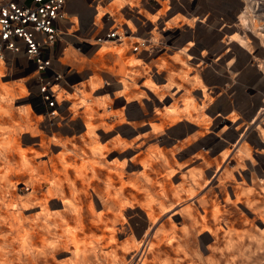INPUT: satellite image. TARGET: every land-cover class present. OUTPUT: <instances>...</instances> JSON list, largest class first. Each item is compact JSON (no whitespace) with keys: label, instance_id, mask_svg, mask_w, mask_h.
<instances>
[{"label":"rangeland","instance_id":"374dc122","mask_svg":"<svg viewBox=\"0 0 264 264\" xmlns=\"http://www.w3.org/2000/svg\"><path fill=\"white\" fill-rule=\"evenodd\" d=\"M244 5L246 9L238 15L233 13V0H200L195 8H187V12L181 8L160 11L158 29L154 32L150 30L152 25L148 20L152 16L145 10L134 12L133 16L138 17V20H133L138 26L133 41L139 40L137 37L151 40L147 45L136 46L135 50L133 45L112 47L105 44L109 48L94 55L99 48L93 53L95 49L92 50L86 44L91 41L92 31L79 30L73 33L69 43L63 41L57 46L59 60L53 64V69L63 76L61 84L54 89L60 92V100L66 101L64 106H45L42 103L41 94L33 80L32 66L26 65L23 60L17 63L0 61V141L10 129L16 137L24 140L26 147L38 143L40 133L47 139L55 133L61 143H68L67 153L72 155L77 150L78 154L83 155L80 148L87 142L82 139L85 131L82 110L83 106H93L103 115L102 121L98 116L95 117L94 129L95 136L105 147L102 154L85 156L90 160L94 158L101 167L95 175L98 182L103 178V168L107 164L120 162L125 157L123 171L127 178L144 185L139 161L131 160V157L146 153L148 149L163 147L169 149L170 156L176 160V163H170L173 171L167 176L170 177L168 180L177 186L187 184L194 193L206 194L207 200L215 198L224 216L221 225L224 228L233 225L231 230L215 235L211 230L195 229L187 222V233L178 239V247L175 246L177 252L168 248L169 255L165 258L151 252L150 264H168L169 261L175 264H264V224L261 222L264 221V146L257 144L259 140L264 144V138L255 121L259 112H263L258 120L264 122V0H244ZM152 7L155 9L158 5ZM208 8L228 11L213 16L222 24L236 19L230 28H219L221 24L209 31L200 28V37L215 46L213 49L216 51L212 56H209L210 45L200 47L198 51L194 46H183L190 38L185 32L181 34L180 30L185 28L191 32L198 24H209L211 15L205 16L208 20L201 23L202 17L194 22L191 19L194 14ZM97 11L100 13L99 7ZM242 13L248 15L251 22L243 23L239 18ZM112 15L119 18L118 22L123 21L122 15ZM166 21H169L167 25ZM189 22L192 23L190 26ZM165 26L163 32L162 27ZM147 31H152L153 35L145 34ZM234 33L244 39L243 45L231 38ZM179 42L182 43L180 46ZM230 52L232 55L227 57ZM92 59H96V62H92ZM22 64L24 67L20 66ZM214 69L217 73L213 72ZM122 78L128 84L124 88L119 82ZM169 81L171 85L167 87ZM154 88L163 93V103L159 101L160 93L157 94ZM122 91L127 92L125 97L120 94ZM71 106H79L77 114L70 115ZM155 106L159 107V111L164 110L163 106H177L182 115L176 123L166 124L159 132L153 130L149 123L158 122L161 115ZM25 108L29 109L28 116L22 114ZM42 108L47 111L40 112ZM3 109L14 111V119L8 121V113H3ZM55 109L57 113L53 112ZM188 111L203 113L201 117L204 120L196 123L195 118L188 117ZM115 112H121L123 119L112 118ZM218 118L227 121L233 119L235 125L233 123L229 131L226 129L227 133L220 131L222 125L216 127L215 124ZM58 124L66 130H60ZM109 124L114 127L111 128ZM236 125L239 127L234 129ZM32 134L34 137H30ZM117 134L123 142L113 141ZM129 140L133 142L130 145ZM240 144L244 145L245 152L240 151ZM61 149L59 146L52 151L57 153ZM246 151L250 152V156L246 155ZM200 153L212 163L202 159ZM222 154L224 157L221 159L219 157ZM220 159L222 161L217 164ZM1 161L2 170L5 163ZM162 166L168 169L165 163ZM6 182L3 179L0 181V194L5 192L7 202L20 204L30 195L28 171L16 169L10 175L11 184ZM236 187L241 188L245 195L248 194L249 199L231 203L230 200L234 198L232 190ZM8 189L13 190V193L6 192ZM227 193L229 199H226ZM47 200L54 211L62 210L58 197L48 196ZM83 200L82 215L86 220L97 222V215L89 211L87 204L91 201L98 212L104 209L102 200L94 194L91 200L88 195ZM181 202L172 206L171 210L167 208L161 211L159 219L149 230L145 229L143 223L146 218L135 203L125 205L121 214L116 215L120 219L111 223L117 229L120 240H137L139 234L146 241H151L156 230L166 224L169 215L171 220L183 215L176 212ZM32 203L27 209L22 208L26 218L38 210L33 208ZM106 217L112 219L111 213L106 214ZM60 238L58 234L57 239ZM61 246H57L53 256L58 262H65L71 258L69 251L72 247ZM139 250L126 251L111 261L102 253L92 260L93 263L85 264H133L132 260L139 257Z\"/></svg>","mask_w":264,"mask_h":264},{"label":"bare ground","instance_id":"6f19581e","mask_svg":"<svg viewBox=\"0 0 264 264\" xmlns=\"http://www.w3.org/2000/svg\"><path fill=\"white\" fill-rule=\"evenodd\" d=\"M239 18L243 23L250 21V17L246 16L245 13L239 15ZM237 34L234 33L231 38L238 41V44L243 45L244 39ZM88 45L91 44L88 43ZM95 45L94 42L91 46ZM97 45L101 44L97 43ZM107 48L105 45L100 46L94 55L100 54ZM0 61L3 62L1 59ZM94 61L96 62V59H92V62ZM119 82L123 88L128 85L124 78L120 79ZM170 85L171 82L169 81L166 86ZM154 91L157 94L160 93L159 101L163 103V93L158 92L155 88ZM120 94L125 97L127 92L122 91ZM59 97L60 92L56 91V98L59 102H63ZM71 107L70 115L77 114L79 106ZM162 108L164 110L159 111V107L155 106V110L161 113L157 119L158 122H149L151 128L159 132L164 129L166 124L176 123L182 115L177 106H163ZM2 111L8 113V121L14 119V111H7L6 109ZM42 111H47V109H40V112ZM53 112L57 113V110L55 109ZM22 114L28 116L29 109H23ZM82 114V126L85 128L82 139L87 142L85 146L80 148L83 155L78 154L77 150L72 152V155L67 153L68 143H61L55 133H52L50 139L40 133L38 134L39 142L34 143L36 145L26 147L24 146V140L16 137L10 129L7 134L5 132L3 140L0 141V160L5 163L4 168L0 169V181L3 179V181H7L6 184L10 183V175L16 172V169L26 170L29 173V189H31L30 195L20 204L13 201L7 202L4 198V191L0 194V264H85L86 262L93 263L92 260L102 253L111 261L116 260L118 256L120 257L121 253L139 249H141V252L137 259L132 260L133 264H150L151 252L164 258L169 255L168 248L174 253L177 252L175 246L178 247V239H181L182 235L187 233V222H190V226L195 229L211 230L215 235L232 229V224H230V227L226 226L225 228L221 225L224 216L215 198L207 200L206 194L194 193V190L187 184L177 186L168 180L170 177L167 176L173 171L170 163H176L173 156H170L169 149L163 147L148 149L146 153L134 154L131 157V160L139 161L140 174L145 181L144 185L127 178L123 171L125 157L122 160L120 159V162L118 160L107 164L103 168L105 174L98 182L95 175L100 172L101 167L94 158L91 160L86 159L85 155L93 157L96 154H102L105 146L95 136L94 128L95 117L98 116L102 121L103 115L95 110L93 106H83ZM262 115L263 112H259L255 121H257L260 134L264 138V122L258 120ZM201 116H203V113L193 114L188 111V117L195 118V122L198 124L201 120H204ZM115 117L121 120L123 114L115 112L112 118ZM233 123L235 125L233 119L227 121L225 118H218L215 120L216 127L222 125L220 131L226 129L229 131ZM57 126L61 128L60 130H66L59 124ZM110 127L113 128L114 125H110ZM238 127L239 125H236L234 129ZM227 131L225 132L227 133ZM223 134L225 135V133ZM30 137H34V135H30ZM239 139H241L240 134ZM113 141L115 143L123 142L118 134L113 138ZM128 143L130 145L133 142L129 140ZM257 144L260 147L264 146L260 140L257 141ZM59 146L62 147L59 152L52 151L53 148ZM240 147V151L245 152L244 145L240 144ZM200 154L207 163H212V160L209 161L205 155L203 156V153ZM224 154L220 155L219 158L222 159ZM246 155L250 156V152L246 151ZM39 156H44V158L41 159ZM221 159L217 164H220ZM164 163L165 166H168V169L163 168ZM241 179L244 180V177H241ZM6 192L12 194L13 190L8 189ZM92 194L98 198L100 197L104 204V209L98 212H96L91 201L87 204L89 211L97 215V222L86 220L81 213L84 202L83 197L88 195L91 200ZM52 195L58 197L62 210L54 211L51 207L47 197ZM232 195L234 198H230V201L233 204L249 199V195H245L239 187L232 190ZM225 196L226 199H229L228 193ZM180 202L182 204L176 212L183 215L175 216L172 220L169 215L166 224H162L156 230L155 240L152 238L151 241H146V238L139 234L137 240H120L117 237V229L111 223V221L120 219L118 216L125 205L135 203L146 218V223H143L145 229L149 230L159 219L161 211L167 208L171 210L172 206ZM31 203L33 208H38V210L30 218H26L23 215L22 208L27 209ZM170 210L168 209V212ZM108 213H111L112 219L106 217ZM179 219L180 221H178ZM261 222L264 224V221ZM58 234L62 239H57ZM61 242H63L62 246L60 245ZM70 245L72 247L69 251L71 258L65 262H58L53 256L57 246L68 248ZM124 257L125 254L122 258ZM168 264L175 263L169 261Z\"/></svg>","mask_w":264,"mask_h":264},{"label":"built area","instance_id":"2783aa9c","mask_svg":"<svg viewBox=\"0 0 264 264\" xmlns=\"http://www.w3.org/2000/svg\"><path fill=\"white\" fill-rule=\"evenodd\" d=\"M67 1L0 0V59L16 63L18 60H23L26 65L32 66L33 80L45 106H64L66 102H59L56 98L57 90L54 86L61 84L63 76L53 69V64L59 60L57 46L63 41L69 43L74 36L67 24L68 17L65 10ZM90 2L95 9L98 4L102 6L108 4L109 0H90ZM196 4L197 0H167L165 12L173 8H181L186 12L187 8L193 9ZM155 5L158 7L154 9L152 6ZM161 7L159 0H137L124 4L122 8L126 11V15H130L127 19L132 20L133 34H135L138 25L132 18L133 13L151 9L156 11ZM100 20L101 24L98 26L94 24L95 28L92 30L96 45L109 41L113 44L125 41V45H133L132 48L135 50L136 46L151 43V40L143 37H137L139 40L133 41L129 36L131 30L128 24L117 22L108 11L104 12ZM66 34L68 37L65 36ZM20 66L24 67L23 64Z\"/></svg>","mask_w":264,"mask_h":264},{"label":"crops","instance_id":"0c3cea01","mask_svg":"<svg viewBox=\"0 0 264 264\" xmlns=\"http://www.w3.org/2000/svg\"><path fill=\"white\" fill-rule=\"evenodd\" d=\"M132 1H137V0H120V1H117V0H109V3L107 4H103L104 6L102 5H97L94 9V5L93 3L90 2V0H68L66 5H65V10L67 12V17H68V21H67V24L69 26V31L72 33H76L77 31H92L94 30L95 28V25L96 24L97 26L101 24V17L102 15L104 14V12H108L110 14H118V15H122V19L123 21L120 22V23H123V22H126L129 26V29L131 30L129 36L133 37L134 34V25L132 24V20L131 19H127V17L125 16L126 14V11L122 8L124 6V4L126 3H132ZM200 0H197V4ZM160 4L162 5L161 8H158L156 11H152V12H149L147 11V13H149L152 17H147L148 20L151 22V25H152V31L154 32V30L158 29L157 28V24H158V20H159V12L160 11H164L165 12V6H166V2L167 0H162L160 1ZM233 3L235 4L234 8H233V13L234 14H239L243 9H246L245 5H244V0H233ZM222 5H224L222 3ZM102 6V7H101ZM214 6V5H213ZM97 7H99V11L100 13H98L97 11ZM117 8V9H115ZM107 9V11H105ZM146 11V10H145ZM227 10H214L212 8H208L207 10L203 11V12H200L197 13V14H194V16H192V22L195 21V19H199L200 17H202V19H200V23L203 22V21H207L208 18H206L205 16H208V15H211V19L209 21V24L205 25V26H201L200 24H198L197 28L195 30L191 29V32L185 28H181V34L185 32V35L188 36L189 41L187 42L186 45H183V46H186V47H195V49L198 51V49L200 47H204V46H207L210 45L211 43H208L207 41H204L201 37H200V28L204 29V30H207L209 31L211 28H215L216 26L220 25L221 27L219 28H230L232 27V25L234 24L235 20L236 19H233L232 21H229L227 24H222V22L219 20V19H215V16L216 14L218 13H227L226 12ZM187 12V11H186ZM181 13V12H179ZM98 14V15H97ZM236 15V16H237ZM133 19H135L136 21L138 20V17H134L132 16ZM118 21L119 18H115ZM169 21H166L165 22V25L168 24ZM192 23L189 22L188 23V26H190ZM167 26H165L164 28H166ZM163 28V29H164ZM152 31H147L145 34H151L153 35V32ZM66 37H68V35L66 34L65 35ZM130 38V37H129ZM153 38V36H152ZM131 39V38H130ZM90 40L91 41H87V45H88V42H90L91 44H94V39H93V36L92 34L90 35ZM175 39L173 38V43H174ZM182 42V41H181ZM124 42L122 43H118V44H113L112 42H106V43H103L101 45H95V46H92L91 49H95L93 53L96 52V50L99 48V46H102V45H105V44H108L109 46H129V45H125ZM182 43H178V45L180 46ZM217 44V43H216ZM106 45V46H108ZM218 45V44H217ZM108 46V48H109ZM210 50H209V56H212V54H214V52L216 51L215 49H213L215 46L213 45H210ZM184 48V47H182ZM177 55L178 52H177ZM202 55H203V52H202ZM232 55V53L230 52L229 56L227 57H230ZM178 57V56H177ZM245 64H247V61L245 60ZM220 71H224L222 69H219ZM213 72L217 73V71L214 69Z\"/></svg>","mask_w":264,"mask_h":264}]
</instances>
